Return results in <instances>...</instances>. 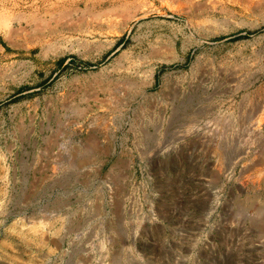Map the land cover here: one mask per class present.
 I'll use <instances>...</instances> for the list:
<instances>
[{
  "label": "rangeland",
  "instance_id": "1",
  "mask_svg": "<svg viewBox=\"0 0 264 264\" xmlns=\"http://www.w3.org/2000/svg\"><path fill=\"white\" fill-rule=\"evenodd\" d=\"M0 264H264V0H0Z\"/></svg>",
  "mask_w": 264,
  "mask_h": 264
}]
</instances>
